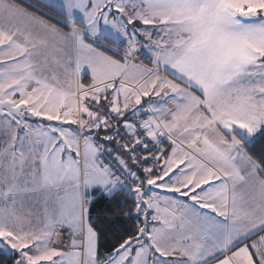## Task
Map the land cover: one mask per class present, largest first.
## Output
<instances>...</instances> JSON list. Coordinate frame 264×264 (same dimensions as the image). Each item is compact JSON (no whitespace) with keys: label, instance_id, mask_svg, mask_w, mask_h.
<instances>
[{"label":"snow or ice","instance_id":"6c2138e0","mask_svg":"<svg viewBox=\"0 0 264 264\" xmlns=\"http://www.w3.org/2000/svg\"><path fill=\"white\" fill-rule=\"evenodd\" d=\"M40 3L0 0V255L264 264V0Z\"/></svg>","mask_w":264,"mask_h":264},{"label":"trees","instance_id":"16d2710c","mask_svg":"<svg viewBox=\"0 0 264 264\" xmlns=\"http://www.w3.org/2000/svg\"><path fill=\"white\" fill-rule=\"evenodd\" d=\"M16 2L21 4L22 6L35 5L36 8L41 9V12L48 13V16H46L45 19H48V17L50 16H57V13L52 12L49 8H45L39 0H16ZM29 11H34V9L30 8ZM39 14L40 13L38 12L37 15ZM50 22L55 23V20H52ZM262 147H264V141L256 144L255 151L257 153L260 152ZM129 203L131 202L129 201ZM104 207V201H101L99 205L94 206L92 210L94 219L96 218L97 214L103 215ZM128 211L129 209L127 206L120 209V211L117 213V219L111 221V223L114 225L113 228H109L104 221H100L99 226L103 231V235L100 241L102 250L110 248L111 243L115 242L117 232L123 233L125 229H130L134 226L133 219L125 216V213ZM0 264H12V259H8L3 255H0Z\"/></svg>","mask_w":264,"mask_h":264},{"label":"rangeland","instance_id":"374dc122","mask_svg":"<svg viewBox=\"0 0 264 264\" xmlns=\"http://www.w3.org/2000/svg\"><path fill=\"white\" fill-rule=\"evenodd\" d=\"M40 1V0H39Z\"/></svg>","mask_w":264,"mask_h":264}]
</instances>
